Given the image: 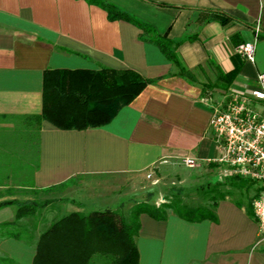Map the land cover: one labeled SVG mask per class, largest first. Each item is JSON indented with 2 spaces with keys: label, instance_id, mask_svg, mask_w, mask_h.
Masks as SVG:
<instances>
[{
  "label": "crops",
  "instance_id": "crops-1",
  "mask_svg": "<svg viewBox=\"0 0 264 264\" xmlns=\"http://www.w3.org/2000/svg\"><path fill=\"white\" fill-rule=\"evenodd\" d=\"M146 1L106 0L176 43L190 77L145 41L137 26L110 21L104 9L85 0H0V131L37 139L27 190L76 179L113 180L96 189L90 201L75 199L77 190L70 189L60 197L69 200L52 204H62V216L152 203L173 189L170 184H183L181 175L214 167L221 152L204 99L213 96L219 102L230 92L255 97L259 90L264 0ZM224 15L232 19L223 22ZM247 43L255 44L253 62L239 51ZM237 64L238 75L223 80ZM103 68L132 70L153 83L104 127L64 130L39 119L46 71ZM187 158L197 166H186ZM215 212L217 221L200 223L173 212L164 221L142 215L138 264H264V243H258V225L248 206L226 198ZM15 217V207L0 210V224ZM0 255L16 264H34L36 245L6 239Z\"/></svg>",
  "mask_w": 264,
  "mask_h": 264
},
{
  "label": "trees",
  "instance_id": "trees-1",
  "mask_svg": "<svg viewBox=\"0 0 264 264\" xmlns=\"http://www.w3.org/2000/svg\"><path fill=\"white\" fill-rule=\"evenodd\" d=\"M99 6L108 13L110 21L124 20L143 31L145 41L157 45L164 55L177 67L181 75L190 77L177 55V44L156 34L148 24L132 17L105 0H85ZM146 1V0H144ZM149 2V1H146ZM232 19L223 16V22ZM239 64L233 73L222 75L223 80L232 81L238 75ZM153 81L132 70L103 68L88 70H48L44 77V109L39 119L59 129L86 130L110 124L124 107L132 104ZM214 166H217L216 164ZM73 181L39 190L50 193L73 185ZM231 181L233 187L250 191L252 184L237 177L227 178L220 183ZM0 186H5L0 183ZM9 196L17 194L16 189L6 187ZM181 192V189H179ZM152 194L150 195L151 198ZM230 196L219 193L213 199V208L185 204L182 199L165 203L160 207L150 201L136 203L127 213L122 209L93 211L89 214L71 213L58 219L44 217V210L55 201L39 199L3 200L0 210L16 208V217L11 222L0 224V242L14 239L36 245L34 264H138L139 253L136 238L141 228L140 218L164 221L173 212L190 223L217 221L218 202ZM253 217L252 204L248 205ZM43 216V217H41ZM40 217L42 220H40ZM37 233L39 238L36 240ZM0 264H16L12 259L0 255Z\"/></svg>",
  "mask_w": 264,
  "mask_h": 264
},
{
  "label": "rangeland",
  "instance_id": "rangeland-1",
  "mask_svg": "<svg viewBox=\"0 0 264 264\" xmlns=\"http://www.w3.org/2000/svg\"><path fill=\"white\" fill-rule=\"evenodd\" d=\"M18 138L17 132L14 134H7L0 131V183L5 185L0 186V201L17 198L20 200L39 199L40 201L64 202L69 199L60 197L67 194L70 189L77 190V194L74 196L75 199H86L90 201L95 197L96 189L99 190V188L103 187V184L111 186L113 183V180L110 178H86L76 179L73 181V185L63 187L50 193L44 194L37 192V190H27L26 187L32 184L33 181L34 161L30 160V157L35 158V141L37 139ZM180 180L184 181L183 184L177 183L176 185H181V188H178V186H171L170 184V187H173V189L170 190L166 196L160 197L158 200H153L152 203L160 207L170 201L182 199L185 204L192 207L205 206L213 208V199L218 197L219 193H229L230 196L226 198H232L248 206L252 203L257 190L255 183L251 181H249L252 184V189L250 191L240 189L239 187H233L234 182L232 183L231 181L220 184L226 181L220 166H214L199 173L196 171L187 172V174L180 176ZM146 185H150L148 180H146ZM19 186H24L23 190H16L17 194H15V196H9V190L6 187L16 189ZM179 189H181V192ZM71 195L73 197L74 194ZM59 207L61 208L62 204L49 205L44 210V217H41L49 219V221L58 219L62 216L58 211L60 209ZM124 212L128 214L129 210L126 209ZM41 217L40 220H42ZM38 234L39 233H37L36 240ZM35 243L36 241L33 244Z\"/></svg>",
  "mask_w": 264,
  "mask_h": 264
},
{
  "label": "built area",
  "instance_id": "built-area-1",
  "mask_svg": "<svg viewBox=\"0 0 264 264\" xmlns=\"http://www.w3.org/2000/svg\"><path fill=\"white\" fill-rule=\"evenodd\" d=\"M248 61L255 59V44L239 47ZM255 97L230 92L219 102L213 96L204 99L211 107L210 129L221 156L214 160L222 168L224 179L237 177L256 185L252 200L253 217L258 225V243H264V72L259 75ZM184 164L195 168L194 159ZM153 173L148 175L151 178Z\"/></svg>",
  "mask_w": 264,
  "mask_h": 264
}]
</instances>
